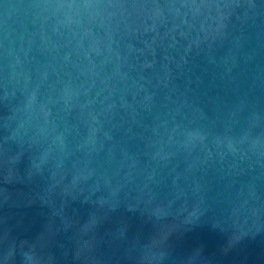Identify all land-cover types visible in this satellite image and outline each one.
Wrapping results in <instances>:
<instances>
[{"label":"water","instance_id":"obj_1","mask_svg":"<svg viewBox=\"0 0 264 264\" xmlns=\"http://www.w3.org/2000/svg\"><path fill=\"white\" fill-rule=\"evenodd\" d=\"M0 264H264V0H0Z\"/></svg>","mask_w":264,"mask_h":264}]
</instances>
